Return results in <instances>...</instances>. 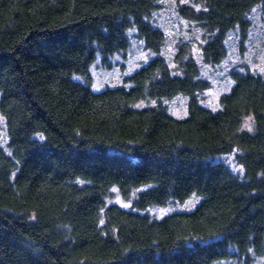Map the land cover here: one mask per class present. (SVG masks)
<instances>
[{
  "label": "trees",
  "instance_id": "16d2710c",
  "mask_svg": "<svg viewBox=\"0 0 264 264\" xmlns=\"http://www.w3.org/2000/svg\"><path fill=\"white\" fill-rule=\"evenodd\" d=\"M180 16L208 36L205 63L247 38L264 0H193ZM155 0H0V264H219L264 255V78L231 72L212 111L197 63L150 22ZM155 58L95 92L90 67L125 55L129 32ZM81 78V81L75 80ZM188 98L186 117L162 104ZM143 102L154 105L140 107ZM250 118L252 127L245 128ZM236 154L239 176L216 158ZM116 188L132 208L106 205ZM197 200L154 219L144 211Z\"/></svg>",
  "mask_w": 264,
  "mask_h": 264
},
{
  "label": "rangeland",
  "instance_id": "374dc122",
  "mask_svg": "<svg viewBox=\"0 0 264 264\" xmlns=\"http://www.w3.org/2000/svg\"><path fill=\"white\" fill-rule=\"evenodd\" d=\"M156 9L151 14L150 22L154 28L160 29L166 40L160 51L169 67L176 71V56L180 52L193 59L200 70V78L208 83V88L198 94L199 104L212 111L220 108L221 97L228 93L233 85L231 72H249L259 74L264 78V9L256 8L249 16L251 26L244 42L240 41L237 31L228 35L225 41L226 57L219 64L211 65L204 62L202 47L208 40L207 34L195 23L182 18L178 12L181 6H195L193 0H155ZM130 46L128 52L112 56L109 65L104 64L102 56H98L90 67L91 88L98 92L106 88L124 86L125 79L155 58L156 54L146 49L144 44L136 38L135 30L129 32ZM81 81V78L75 77ZM154 102H143L139 106L154 105ZM162 104L169 115L182 119L188 110V98L178 95L170 100H163ZM245 128L252 127V120L248 118ZM0 145L8 152V136L5 121L0 113ZM223 155L216 161L226 164L231 171L239 176L243 170L236 161V154ZM111 196L106 205H117L122 209L132 208L131 200L124 199L116 188L111 190ZM197 200L188 199L186 202L170 203L166 206H151L144 213L154 219H161L170 213L188 211L194 208ZM219 264H264V255L252 256L250 261L235 260Z\"/></svg>",
  "mask_w": 264,
  "mask_h": 264
}]
</instances>
